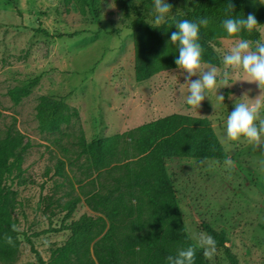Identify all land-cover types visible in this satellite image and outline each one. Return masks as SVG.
Returning <instances> with one entry per match:
<instances>
[{
    "label": "rangeland",
    "instance_id": "rangeland-1",
    "mask_svg": "<svg viewBox=\"0 0 264 264\" xmlns=\"http://www.w3.org/2000/svg\"><path fill=\"white\" fill-rule=\"evenodd\" d=\"M132 1L138 13L128 0H96V14L84 0H0V134L11 126L26 144L19 153V170L6 180L14 190L18 228L33 234L50 224L58 226L66 211L62 203L69 198L78 202L65 222L82 213L96 214L84 202L85 194L99 187L94 181L96 171L88 168L85 156L76 157L77 136L86 142L104 139L177 112L206 118L222 148L220 157H163L188 237L206 233L201 227L205 221L224 231L238 264H264V150L243 139L222 140L224 119L234 101L242 94L254 98L260 89L255 82L235 81L243 73L238 77V70L226 68L223 62L216 66L218 82L229 72L227 84L217 89L223 101L209 90L197 110L183 102L187 87L181 83L186 73L178 68L137 82L128 24L135 18L151 22L153 8L144 0ZM168 2L172 5L169 16L189 9L188 0ZM38 26L53 36L36 32ZM237 39H220L216 50L221 57ZM255 42H264V24L260 37L250 41ZM38 74L30 93L13 103L8 90ZM196 78L195 74L190 77ZM58 96L78 115L57 130L43 131L38 126L37 104L43 97ZM58 159L64 162L63 175L55 173ZM68 235L66 230L47 232L31 240L47 260L50 249ZM19 239L15 264H38L22 234ZM206 258L209 264H229L221 248Z\"/></svg>",
    "mask_w": 264,
    "mask_h": 264
},
{
    "label": "trees",
    "instance_id": "trees-1",
    "mask_svg": "<svg viewBox=\"0 0 264 264\" xmlns=\"http://www.w3.org/2000/svg\"><path fill=\"white\" fill-rule=\"evenodd\" d=\"M84 2L96 14V0ZM128 2L138 13L134 2ZM152 2L144 0L149 8ZM188 4V10L169 16L168 23L160 28L151 27V22L144 18H135L128 24L133 33V71L137 82L160 71L177 68L173 62L177 55L176 44L169 42V34L176 30L173 19L207 20L199 27V43L203 50L202 60L214 66L222 64V57L216 50L221 38L242 37L256 41L260 37L264 5L258 0H188ZM250 12L260 23L251 32L242 30L231 36L224 32L223 19L247 16ZM35 31L53 36L42 26ZM39 78V74L35 75L26 83L10 88L8 94L13 103L28 95ZM36 108L38 126L48 132L70 123L78 115L62 96L43 97ZM75 144L76 157L85 156L89 160L88 168L96 171L94 181L99 187L84 196L85 204L96 214L82 213L65 222L71 218L78 202V198H69L62 203L66 211L58 226L50 224L27 234L17 226L13 216L14 190L6 182L13 177L15 169L19 170V153L26 144H22L21 135L11 126L0 134V264L17 262L20 234L30 245L38 264H167L168 255H175L178 248L193 243L185 231L163 157L222 156V148L206 118L174 112L104 139L86 142L82 136H77ZM63 165L62 160L56 161L57 175H63ZM201 227L215 239L216 248L222 249L229 264H238L224 231L205 221L201 222ZM63 230L69 231V235L50 249L45 260L34 249L31 237ZM193 264H209L199 247L195 249Z\"/></svg>",
    "mask_w": 264,
    "mask_h": 264
},
{
    "label": "clouds",
    "instance_id": "clouds-1",
    "mask_svg": "<svg viewBox=\"0 0 264 264\" xmlns=\"http://www.w3.org/2000/svg\"><path fill=\"white\" fill-rule=\"evenodd\" d=\"M260 5H264V0H258ZM172 5L168 0H153V14L151 24L153 28H160L161 25L168 23V16ZM231 7V6H230ZM207 20L200 18L198 21L189 19L172 20L175 31L169 34V42L176 44V53L173 62L175 66L186 73L184 82L186 84L187 95L184 97V103L194 109H198L201 102L207 97L209 90H214L226 85L229 72H224L219 78L218 69L214 65L202 67V47L199 43V27L205 25ZM148 24V23H147ZM254 13L247 16H228L222 20V28L229 36L239 34L241 31L251 32L257 25ZM223 65L236 71L239 77L237 80L246 82H255L261 91H264V42H255L251 44L246 38H239L230 46V49L222 56ZM196 79H190L193 75ZM222 85V86H221ZM256 95L249 98L247 94H242L240 98L234 101V105L224 119L222 140L244 141L260 146L264 150V95ZM247 97V99H241ZM217 99L223 101L224 97L217 94ZM226 163H231L226 161ZM190 243L187 246L178 248L175 255L166 257L167 264H193L195 249H203L204 257H211L216 250V241L210 235L204 232H194L191 234Z\"/></svg>",
    "mask_w": 264,
    "mask_h": 264
}]
</instances>
